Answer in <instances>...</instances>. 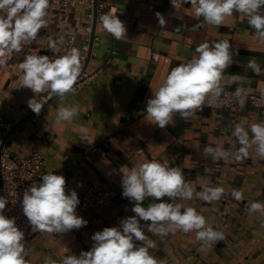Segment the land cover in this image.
Instances as JSON below:
<instances>
[{"label":"crops","instance_id":"crops-1","mask_svg":"<svg viewBox=\"0 0 264 264\" xmlns=\"http://www.w3.org/2000/svg\"><path fill=\"white\" fill-rule=\"evenodd\" d=\"M60 1L50 0L48 27L39 31L36 40L24 44L21 52L6 57V63L0 65V112L6 117L23 118L31 112L28 101L37 94L20 87L23 73L19 64L27 55L49 56L46 43L64 36ZM105 2L116 8L127 31L124 39L116 40L102 24H97L94 54L86 70H103L84 88L56 98L38 115L18 124L7 144L16 160L35 148L43 152L42 175L54 172L64 176L66 193L74 190L80 199L92 175L110 183L111 198L90 211L80 210L78 204L76 214L87 221L79 229L54 234L38 232L30 226L27 264H44L48 256L56 260L66 255L79 256L92 248L96 232L120 227L122 219L135 215L131 211L134 202L123 196L120 169L138 168L153 159L179 167L186 183L195 189L191 200L162 199L195 208L215 230L223 232L224 239L202 248L195 231L184 233L177 229L160 236L147 231L150 222L140 221L145 235L154 243L150 254L164 264H264V214L249 211L252 202L264 203V158L256 155L253 147L248 158L236 161L240 145L232 135L238 123L247 128L264 121V107L253 109L246 101L243 108L205 110L187 119L176 114L174 122L165 128L156 125L146 113L147 100L172 68L193 58L199 44L223 39L232 45L234 60L223 74L224 89L232 93L242 83L247 90L264 96V74L245 70L247 61L255 58L264 73V41L256 37L242 14L226 17L220 26L196 27L202 18L195 17L190 3L174 8L171 0ZM84 12L82 5H76L66 15L67 27L76 35L78 45L86 37ZM157 12L167 21L164 28L159 26ZM232 75L240 76L241 81L233 83ZM68 106L78 109L77 116L57 125L58 109ZM97 145L104 154L87 156L85 151ZM207 146L220 147L228 153L227 158L214 160L211 154L205 155ZM138 150H143L142 156ZM204 187H221L224 193L217 201L205 202L196 196ZM233 190L241 191L243 198L235 200ZM152 202V198H146L142 206L146 208ZM142 243L134 240L136 246Z\"/></svg>","mask_w":264,"mask_h":264},{"label":"clouds","instance_id":"clouds-1","mask_svg":"<svg viewBox=\"0 0 264 264\" xmlns=\"http://www.w3.org/2000/svg\"><path fill=\"white\" fill-rule=\"evenodd\" d=\"M186 3L194 8L195 17L202 18L196 27L220 26L226 17L234 13L242 14L247 24L255 30L256 37L264 41V0H171L174 8ZM49 4L50 0H0V65L6 63V57L21 52L24 44L36 40L42 28L48 27L46 17ZM156 17L159 26L164 28L167 24L164 16L157 12ZM99 22L114 39L125 38V24L117 15L104 13L99 16ZM63 42L62 36L49 41V48L54 54L52 57H24L19 64L23 73L20 87L31 89L35 94L47 91L58 98L75 91L82 67L80 51L72 47L66 53L59 54ZM231 49L232 45L227 39L199 44L195 49L196 55L172 68L163 84L147 100V117H151L160 128H165L174 122L176 114L187 119L197 109L215 106L225 92L223 74L234 62ZM245 70H251L255 75L264 74L255 58L247 61ZM231 81L238 83L241 77L232 75ZM247 95L248 90L242 83H238L231 93L240 108L245 106ZM28 106L38 115L43 104L33 97L28 101ZM77 114L76 107H61L55 123L70 122ZM81 130L84 131L83 126ZM232 135L240 145L234 158L236 161L248 158L253 147L255 154L264 158V121L247 128L238 123ZM204 153L211 154L214 160L228 156L220 147L214 149L207 146ZM138 155L142 156L143 150H138ZM120 171L123 196L134 202L131 211L135 215L122 219L120 227H106L96 232L89 251L81 252L79 256L66 255L59 260L48 256L44 264H164L163 260L150 254L154 243L145 235L140 221L150 222L146 225L147 231L160 236L177 229L184 233L195 231L196 240L202 243V248L224 239L223 232L215 230L195 208L169 202L177 197L191 200L195 192L186 183L179 167H169L153 159L140 164L138 168L124 166ZM65 185L64 176L48 172L41 176L40 183L34 182L24 191L22 209L33 230L61 234L86 226L87 221L76 214L79 204L77 193L74 190L66 193ZM223 193L221 187H204L196 192V196L210 203L221 199ZM232 196L239 201L243 193L233 190ZM164 197H168L169 201L163 200ZM146 198H152L154 202L145 208L142 205ZM7 204L8 200L0 196V264H27L30 249L23 242L24 232L16 226L15 219L4 215ZM249 211L264 214V203L252 202ZM134 240L143 243L136 246Z\"/></svg>","mask_w":264,"mask_h":264},{"label":"built area","instance_id":"built-area-1","mask_svg":"<svg viewBox=\"0 0 264 264\" xmlns=\"http://www.w3.org/2000/svg\"><path fill=\"white\" fill-rule=\"evenodd\" d=\"M60 3L64 9L62 17L60 19V23L62 25L61 30L64 35V42L61 46V51L59 54L66 53L72 47H76L79 49L82 67L81 74L74 88L75 90H80L87 84L91 83L94 79H96L98 74L103 70V68L101 67L96 71L88 72L86 70L87 67L85 68L89 55L91 58V56L94 54L93 47H91V38L95 21L97 26V24L100 23L99 16L104 13L117 15L118 18L119 16L116 8L114 6H107L105 0H61ZM76 5H82L85 9L83 29L86 33V37L81 45L77 44L76 35L69 31L66 21L67 12L74 8ZM56 39L58 38H52L50 40ZM95 39L96 35L94 33L93 42ZM49 41L46 43L45 49L48 51L49 56L52 57L54 54L49 48ZM54 96L55 95H53L52 93L46 91L44 93H37L36 100L37 102L44 105ZM246 101L253 109H261L264 107V96L249 90ZM238 106L239 105L236 98L231 96V93L225 90L220 101H218L215 106H204L202 110L197 109L194 113L202 112L205 110H226L236 108ZM21 119V117H6L0 112V145L5 139L6 135L21 121ZM85 152L87 156L91 157H100L104 154V151L100 145L88 149ZM44 158V153L35 148L20 160H16L11 155V151L8 147L7 141L1 149L0 196H3L8 200V204L4 209V215L7 218L15 219L16 226L24 232L23 242L26 246L31 243V238L28 234V229L31 225L29 224L26 216L23 213L22 198L24 191L28 189L34 182L37 184L41 182V172L42 166L44 164ZM80 171L82 172L83 170L80 169ZM87 181V187L81 194L79 199L80 210L90 211L110 201L111 186L108 181L100 180L92 175L88 176Z\"/></svg>","mask_w":264,"mask_h":264},{"label":"water","instance_id":"water-1","mask_svg":"<svg viewBox=\"0 0 264 264\" xmlns=\"http://www.w3.org/2000/svg\"><path fill=\"white\" fill-rule=\"evenodd\" d=\"M95 26H96V21H95V24H94V29H93L92 38H91V47H92V45H93V38H94V33H95ZM89 59H90V55H89L88 60H87V62H86L85 68L87 67V64H88V62H89ZM56 98H57V96L52 97L47 103H49V102L55 100ZM47 103H46V104H47ZM46 104H44L43 107H44ZM43 107H42V108H43ZM34 114H35V113H34L33 111L30 112V113H28L27 115H25V116L21 119V121H20L18 124H20L21 122H23V121L27 120L28 118L32 117ZM18 124H17V125H18ZM17 125H16V126H15V127H14V128H13V129L7 134V135H6L5 139H4L3 142L1 143V145H0V154H1V149H2L3 145H4L5 142L7 141L9 135H10V134L14 131V129L17 127Z\"/></svg>","mask_w":264,"mask_h":264}]
</instances>
